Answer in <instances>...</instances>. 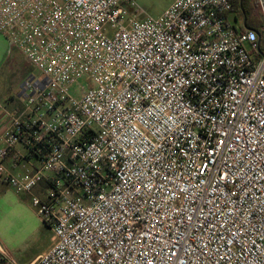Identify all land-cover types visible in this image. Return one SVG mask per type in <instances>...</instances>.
Listing matches in <instances>:
<instances>
[{"label":"built area","instance_id":"2783aa9c","mask_svg":"<svg viewBox=\"0 0 264 264\" xmlns=\"http://www.w3.org/2000/svg\"><path fill=\"white\" fill-rule=\"evenodd\" d=\"M138 2L0 0L39 72L0 116V179L53 232L32 264H264L260 37L236 0Z\"/></svg>","mask_w":264,"mask_h":264},{"label":"rangeland","instance_id":"374dc122","mask_svg":"<svg viewBox=\"0 0 264 264\" xmlns=\"http://www.w3.org/2000/svg\"><path fill=\"white\" fill-rule=\"evenodd\" d=\"M172 0H139V6L150 15H161ZM260 16L259 9L256 10ZM234 26H240L235 14L230 16ZM0 47V98L10 90L19 87L27 76H38L39 72L29 61L20 58L19 54L6 58ZM21 208L11 205L7 218L0 216V242L6 246L4 240H11L18 247L15 251L18 256L31 257L46 252L52 246L53 232L39 218L36 209L32 206L31 197L24 198ZM18 210H14L17 209ZM8 213V212H7ZM6 217V216H5ZM19 219L20 227H15L13 219ZM11 221V222H10ZM14 224V226H13Z\"/></svg>","mask_w":264,"mask_h":264},{"label":"crops","instance_id":"0c3cea01","mask_svg":"<svg viewBox=\"0 0 264 264\" xmlns=\"http://www.w3.org/2000/svg\"><path fill=\"white\" fill-rule=\"evenodd\" d=\"M172 2L173 0L168 4L166 9L169 7V5ZM0 47L2 49L1 53H4L6 58H9L15 55V53H17L19 54L20 58H23V60L28 61L21 51L12 47L7 37L1 32H0ZM26 77L22 81H24ZM21 85L19 87L14 88L13 90L8 91L3 96V98H0V116L3 114L2 109L13 111L23 106L24 99L21 97ZM17 151H19L21 154H25V151L23 150L22 147H18ZM4 164L11 171L13 175H21L30 170L34 171L39 166L37 161H35L34 159H29V158L27 160L22 159L20 160V162L13 164V158L11 156L4 162ZM45 186L46 184H44V187ZM35 194H39V192L35 191ZM28 197L30 198L31 196L29 194L19 195L15 193V191L10 187V185L5 180L0 179V216H3L4 219L7 218L8 220V214H9V209L11 208V205L21 208L22 205L24 206L23 204L24 198H28ZM19 208L14 209V210H18ZM11 221H13L12 223L15 224V227H20L19 225L21 223L19 222V219L15 218ZM4 241L6 244V246L4 245L5 248L12 254L14 260L16 261V264H32L39 256L43 254V253H40L37 256L35 255L34 257L33 256L31 257L18 256L17 257V253H15V251L19 250L17 245H15L11 240L6 239ZM0 264H13V263H11L7 258H5L0 253Z\"/></svg>","mask_w":264,"mask_h":264},{"label":"trees","instance_id":"16d2710c","mask_svg":"<svg viewBox=\"0 0 264 264\" xmlns=\"http://www.w3.org/2000/svg\"><path fill=\"white\" fill-rule=\"evenodd\" d=\"M258 5L256 0H236L234 10L244 17L245 24L242 30H254L260 37V53L264 50L263 21L257 14Z\"/></svg>","mask_w":264,"mask_h":264}]
</instances>
